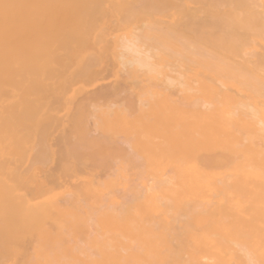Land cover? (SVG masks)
Instances as JSON below:
<instances>
[{"label": "bare ground", "instance_id": "bare-ground-1", "mask_svg": "<svg viewBox=\"0 0 264 264\" xmlns=\"http://www.w3.org/2000/svg\"><path fill=\"white\" fill-rule=\"evenodd\" d=\"M0 264H264V0H0Z\"/></svg>", "mask_w": 264, "mask_h": 264}]
</instances>
